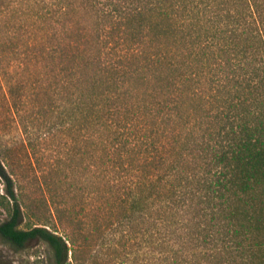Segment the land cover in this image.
Listing matches in <instances>:
<instances>
[{"label":"trees","instance_id":"trees-1","mask_svg":"<svg viewBox=\"0 0 264 264\" xmlns=\"http://www.w3.org/2000/svg\"><path fill=\"white\" fill-rule=\"evenodd\" d=\"M7 1L57 39L93 183L122 206L114 243L137 246L134 264H264V0ZM76 13L91 19L77 37ZM142 73L152 89L132 84ZM0 180V243L84 264L74 231L24 222L1 160Z\"/></svg>","mask_w":264,"mask_h":264},{"label":"rangeland","instance_id":"rangeland-1","mask_svg":"<svg viewBox=\"0 0 264 264\" xmlns=\"http://www.w3.org/2000/svg\"><path fill=\"white\" fill-rule=\"evenodd\" d=\"M10 4L0 0V160L13 181L24 222L63 236L74 231L84 264H134L137 246L114 243L121 233H112L111 223L125 213L122 206L116 207L119 202L104 180L93 183L87 130L75 127L69 88L62 90L57 39L38 16L24 13L20 3ZM72 19L75 37L91 23L82 13ZM141 75L132 84L141 91L152 89V81ZM57 210L62 224L55 218ZM5 217L0 207V221ZM0 250V264H46L50 255L41 241L20 250L0 243Z\"/></svg>","mask_w":264,"mask_h":264}]
</instances>
